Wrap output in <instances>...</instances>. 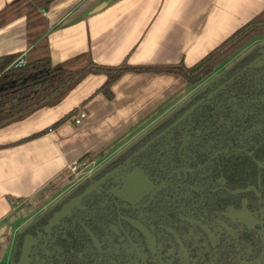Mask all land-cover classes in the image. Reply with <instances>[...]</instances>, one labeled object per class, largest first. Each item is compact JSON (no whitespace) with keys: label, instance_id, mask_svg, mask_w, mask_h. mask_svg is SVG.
Segmentation results:
<instances>
[{"label":"crops","instance_id":"obj_1","mask_svg":"<svg viewBox=\"0 0 264 264\" xmlns=\"http://www.w3.org/2000/svg\"><path fill=\"white\" fill-rule=\"evenodd\" d=\"M253 21L263 24L264 0H53L47 10L33 0H0V60L24 56L27 62L48 54L53 67L70 70L82 68L87 57L104 67L125 61L191 68ZM105 81L89 74L56 106L0 129V264L28 222L21 207L60 194L73 163L124 154L195 92L175 74L126 73L107 100L97 93ZM81 112L86 119L75 126ZM150 190L128 164L113 179L111 194L133 204Z\"/></svg>","mask_w":264,"mask_h":264},{"label":"trees","instance_id":"obj_2","mask_svg":"<svg viewBox=\"0 0 264 264\" xmlns=\"http://www.w3.org/2000/svg\"><path fill=\"white\" fill-rule=\"evenodd\" d=\"M52 1L33 0L40 10H47ZM29 7L34 9L32 5ZM36 21L40 23L41 19ZM255 23L253 21L235 33L191 68H186L182 62L157 68L132 67L125 61L117 67H104L97 66L87 57L85 66L70 70L67 66L53 67L46 54L27 61L21 68L10 69L15 57L3 58L0 60V129L20 122L38 110L56 106L89 74L106 77L97 93H102L107 100L113 98V83L126 73L175 74L184 79L188 87H196L250 41L264 38V25ZM261 51L256 49L236 63L226 78L204 90L171 119L160 123L150 135L130 148L126 156L132 155L192 104L233 77ZM68 118L59 120L54 128ZM133 163L158 190L153 193L150 204H146L148 198H144L134 206L128 205L110 194L112 186L107 182L99 193L84 199L82 213L77 217L101 243V264H183L175 238L166 228L181 239L188 252L189 264H264V61L239 74L229 86L137 156ZM120 164V160L112 162L94 179ZM248 186L255 187L257 197L253 193L229 196L223 191L211 192L219 187L232 191ZM244 211L261 221V226L248 228L230 215ZM191 215L217 236L216 245L210 244L198 228L180 221ZM121 217L132 218L150 229L156 238L155 252L149 249L144 236ZM74 218L44 234L34 248L53 252L86 249L89 259L84 264H97L93 246ZM102 219L120 226L122 238H115ZM217 220L228 224L236 236L230 237L216 224ZM46 222L47 218H43L35 230L27 229L18 236L15 262L24 236L30 232L35 234ZM158 225L164 229H158Z\"/></svg>","mask_w":264,"mask_h":264},{"label":"water","instance_id":"obj_3","mask_svg":"<svg viewBox=\"0 0 264 264\" xmlns=\"http://www.w3.org/2000/svg\"><path fill=\"white\" fill-rule=\"evenodd\" d=\"M263 51V50H262ZM261 51V54L254 58L251 62H249L244 68H242L238 73H236L233 77L229 78L225 83H223L221 86L216 88L211 94H209L206 98H202L192 104L179 118H177L172 124H170L168 127H166L162 132L157 134L155 137L150 139L148 142H146L143 146H141L138 150H136L132 155L127 157V159L122 162V164L114 167L110 171L106 172L104 175H102L99 179L95 180L94 182L90 183L79 195L76 197L70 199L67 201L61 210L59 212H56L52 215V217L48 220V223L44 227V232H49L53 227L59 224V222L71 215V211L75 208H78L84 199H86L88 196H90L93 193H99V189L105 185L107 182H109L112 186L113 179L128 165L132 164L133 160L139 156L140 154H143L147 151L149 147H151L155 142L163 138L167 133H169L171 130L175 129L177 126H179L182 122H184L190 115H192L205 101L211 100L214 96H216L219 92H221L223 89H225L227 86H229L234 79L242 73H245L248 69L252 68L255 65L260 64L264 61V52ZM134 145V144H133ZM132 145V146H133ZM130 146L126 151H124V154L132 147ZM114 161H111L108 166ZM106 166L105 168H107ZM104 168V169H105ZM95 178V177H94ZM253 192L254 195L257 197L258 193L253 187H247L245 189H237L235 191L229 192L230 195H240V194H247ZM113 195V194H112ZM117 198V197H116ZM119 199V198H118ZM121 200V199H120ZM123 201V200H122ZM125 202V201H123ZM129 205H136V204H129ZM122 221L127 222L132 228L138 230L139 232H143L145 236L147 237L149 244L152 248V251L155 249V244L153 243V239L151 238L150 233L140 225L139 223L126 218L122 217ZM180 221L190 224L192 226H195L198 228L202 233L205 234V236L209 239L210 244L216 245L217 244V236L205 225L201 224L200 222L196 221L193 216L191 215L190 218H182ZM239 223L245 224L248 228H253L256 226H261V221L259 220H253L250 218H239L237 220ZM216 224L222 228L230 237H233V233L231 232L232 229L229 227L228 224L224 223L221 220H217ZM82 228L86 235L88 236L90 242L93 244L94 249L97 251L99 259H101L102 255V248L100 242L95 238L94 234L84 227L82 225ZM109 231L113 234L115 238L121 239V230L115 226L112 225L109 228ZM175 241L179 248V253L182 254V259L187 257L185 247L181 241V239L174 234ZM39 239V238H38ZM38 239H33L32 236H25L21 249H20V256L17 264H29V252L33 245H35L38 242Z\"/></svg>","mask_w":264,"mask_h":264},{"label":"flooded vegetation","instance_id":"obj_4","mask_svg":"<svg viewBox=\"0 0 264 264\" xmlns=\"http://www.w3.org/2000/svg\"><path fill=\"white\" fill-rule=\"evenodd\" d=\"M206 98V97H205ZM133 163V162H132ZM144 175V177L147 179V181L149 182V185H150V187H151V190L149 191V193H147L142 199H144V198H148L147 199V203L146 204H150V201L152 200V198H153V193L155 192V191H158L156 188H155V186L149 181V179L145 176V174H143ZM90 183H88V182H86L85 184L84 183H82V184H80L79 186H78V188H77V186H74V188L73 189H75V190H73V194L72 195H70V196H67L65 199H64V201L62 202V203H60V204H49V206L48 207H46V208H44L42 211H41V213L40 214H38V215H35L33 218H30V219H28V222L25 224V230H27V229H32V230H35L36 228H37V224L39 223V221L41 220V219H43V218H47V222H46V224L48 223V220L52 217V215L54 214V213H56V212H59L60 210H61V208L63 207V205L67 202V201H69L70 199H72V198H74V197H76L77 195H79L88 185H89ZM80 187V188H79ZM162 186H160V188H161ZM248 187H253V188H255L254 186H248ZM247 188V187H246ZM77 189V190H76ZM243 189H245V188H243ZM81 190V192H79V193H77L78 191H80ZM100 190V189H99ZM237 190V189H236ZM256 190V189H255ZM219 191H223V192H225L226 194H228L229 196H234V195H230L229 194V192H231V190H227V189H225L224 187H219V188H215V189H213V190H211V192L212 193H216V192H219ZM232 191H235V190H232ZM257 191V190H256ZM77 193V194H76ZM250 193H253V192H250ZM258 193V192H257ZM110 194H111V190H110ZM254 194V193H253ZM112 195V194H111ZM240 195H242V194H240ZM114 196V195H113ZM236 196V195H235ZM115 197V196H114ZM141 199V200H142ZM84 201V200H83ZM125 203H127V202H125ZM138 203V202H137ZM137 203H133V204H137ZM128 205L130 204V203H127ZM82 210H83V204L81 203V205L78 207V208H75V209H73L72 211H71V215L69 216V217H66V218H64V219H62L60 222H59V224L58 225H62L63 223L62 222H65V221H67V220H69L70 218H73V216L75 217L74 219L76 220L75 222H76V224L78 225V227L81 229V231L86 235V233L84 232V230H83V228H82V225L84 226V227H86L80 220H78L77 219V217H78V215H80L79 213L81 212L82 213ZM232 217H234L235 219H239L240 217H236V216H234L235 215V213H231L230 214ZM122 218V217H121ZM120 218V219H121ZM126 218H129V217H126ZM190 218V217H189ZM248 218H250V219H253V220H255V218H253V217H251L250 216V214L248 215ZM129 219H131V220H133V221H135V222H137V223H139L140 225H142L143 227H145V229L150 233V235H151V238L153 239V243L155 244V249H154V251H152V248H151V246H150V244H149V241H148V239H147V237L145 236V234L142 232H140L143 236H144V238H145V240H146V243H147V245H148V247H149V249L152 251V252H155V250H156V247H157V244H156V238L154 237V235L151 233V231H150V229L149 228H147L145 225H143L142 223H140V222H138V221H136V220H134V219H132V218H129ZM182 218H180V220H181ZM257 220V219H256ZM102 221H104L105 223H106V225H107V228H108V230H109V228H110V226H112V225H114V224H111V223H109L108 221H106V220H104V219H102ZM125 222V221H124ZM127 223V222H126ZM46 224L42 227V228H39L38 230H36V232H35V234L34 233H32V232H30V234H28L29 236H32V238L33 239H38V242L36 243V244H38L40 241H41V239H43L44 238V234H47V233H49V232H51L52 230H54L58 225H56L55 227H53L49 232H44L43 230H44V227L46 226ZM128 224V223H127ZM129 225V224H128ZM116 226V225H115ZM130 226V225H129ZM22 227V228H23ZM120 230H121V237L120 238H122V236H123V233H122V229H121V227L120 226H117ZM131 227V226H130ZM87 229H89L88 227H86ZM157 228L158 229H164V227L163 226H157ZM134 229V228H133ZM232 229V228H231ZM25 230H22V231H20L17 235H16V237H15V241H14V245H13V249H12V252H11V256H10V261H11V264H17V262H18V260H19V256H20V253H19V255H18V258H17V261L15 262L14 260H13V257H14V252H15V243H16V240H17V238H18V236H20V234H22ZM90 230V229H89ZM136 230V229H135ZM91 231V230H90ZM138 231V230H137ZM166 231H168V232H170L171 234H173V236H174V234L175 233H173L172 232V230L171 229H168V228H166ZM234 235H233V237H235L236 236V232L232 229V231H231ZM28 235H25V236H28ZM43 235V236H42ZM24 236V237H25ZM42 237V238H41ZM86 237L88 238V236L86 235ZM96 238V237H95ZM97 239V238H96ZM88 240H89V238H88ZM98 240V239H97ZM90 241V240H89ZM99 241V240H98ZM91 243V242H90ZM35 244V245H36ZM92 244V243H91ZM101 244V243H100ZM35 245H33L32 247H31V249H30V252H29V264H84V263H86V261H88V259H87V257H86V253H88V250H86V249H67V250H56L55 252H53V251H51V250H49V249H45V248H42V249H37V248H34V246ZM92 246H93V244H92ZM102 248V247H101ZM186 250V249H185ZM93 251H94V258H95V260H96V263L97 264H101L102 263V261H103V256L101 257V259H99V256H98V253H97V251L94 249V247H93ZM186 254H187V257L186 258H184V259H182V254H180L179 253V251H178V256H179V259H180V261L183 263V264H189V259H188V252H187V250H186ZM101 255H102V253H101Z\"/></svg>","mask_w":264,"mask_h":264},{"label":"rangeland","instance_id":"obj_5","mask_svg":"<svg viewBox=\"0 0 264 264\" xmlns=\"http://www.w3.org/2000/svg\"><path fill=\"white\" fill-rule=\"evenodd\" d=\"M31 19H32V17H30V20ZM34 23L39 24L38 21H36ZM261 25H264V22ZM256 49L264 50V38L253 39L246 46H244L241 50H239L237 53H235L224 64H222L211 76H209L208 78L203 80L201 83H199V85H197L195 87V92L191 94L190 98L188 97L189 98L188 101L185 104L183 103L184 104L183 106H182V104L179 105L181 108L180 107L178 109L175 108V109H177V111L174 109L176 112L173 110L172 112H168V113L166 112L165 114H162V116L159 118L160 120H158V123H157L158 125L156 124L157 126L155 125L156 127L154 126L155 128L152 130L148 129L149 130L148 133L146 134V132H147L146 131L144 133V135L145 134L146 135L145 136L143 135V137L140 140H138L134 145L139 144L144 138H146L157 127H159V123L162 120L164 122L165 120L171 119V117H173L175 113L181 111L188 104L192 103L198 96H200V94L204 90L211 87L214 83L226 78L227 77L226 74L229 72V70H231L234 67V65L236 63H238L240 60L244 59L246 56L250 55ZM143 132H141V133H143ZM134 145L131 148H133ZM126 159H127L126 153L121 154L118 157L115 156L112 158L108 157L107 155L105 156L103 154V155H98L96 157H92V158L87 159V160L85 159V160H83L84 166L81 167L80 174H78L77 176L70 174V178H68L65 187L60 191L61 195L57 192H52L53 194H51V196L47 199V201H44L40 204L25 205L19 209V212L21 214H24V219L27 222L28 219L33 218L35 215L40 214L44 208L49 206V204L53 205V204L62 203L67 196H70L73 194V190H75V189H73L74 186H77V185L79 186L80 184H82V183L85 184L86 182H88V183L94 182L95 181L94 177H96L98 174H100L102 171H104L106 169L105 167L108 166V164L111 161L120 160L121 162H124ZM132 165H133L134 169H136L139 173H141L143 175V173L135 166L134 163H132ZM78 186H77V188H78ZM59 195H60V197L62 196V198H58ZM248 215H249V213L247 211H244V212H240L238 214H235L234 216L240 217V218H248ZM24 227L21 229V231L25 230L26 227L25 228ZM10 252H12V250ZM5 264H11L10 258H8V261Z\"/></svg>","mask_w":264,"mask_h":264},{"label":"built area","instance_id":"obj_6","mask_svg":"<svg viewBox=\"0 0 264 264\" xmlns=\"http://www.w3.org/2000/svg\"><path fill=\"white\" fill-rule=\"evenodd\" d=\"M26 64L24 56L18 57L15 59L11 65L9 66L10 69H18L23 67ZM86 119V114L84 112L79 113L74 118L75 126H79L82 122ZM84 166L83 161L75 162L69 167L70 174L77 176L80 174L81 167Z\"/></svg>","mask_w":264,"mask_h":264}]
</instances>
